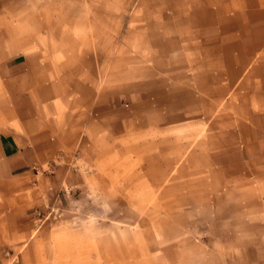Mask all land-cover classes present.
<instances>
[{"label": "crops", "instance_id": "0c3cea01", "mask_svg": "<svg viewBox=\"0 0 264 264\" xmlns=\"http://www.w3.org/2000/svg\"><path fill=\"white\" fill-rule=\"evenodd\" d=\"M181 239L264 264V0H0V264H168Z\"/></svg>", "mask_w": 264, "mask_h": 264}, {"label": "rangeland", "instance_id": "374dc122", "mask_svg": "<svg viewBox=\"0 0 264 264\" xmlns=\"http://www.w3.org/2000/svg\"><path fill=\"white\" fill-rule=\"evenodd\" d=\"M114 20H115V22H113V18L99 17V21H100L99 24L102 27L104 25L105 26L108 25V23L110 22L109 24L114 25L115 28L117 29V31H118V29H121L122 30V26H121L122 22L119 21L120 19L116 17ZM103 35L104 34L101 33V44L104 43V42H106V41H108V40L102 38ZM111 40L115 42V47L118 49L117 51H119V50L122 49V43H123V33L122 32H115V39L113 40V38H112ZM122 68H123L122 66H121V68L117 66L116 73L114 74L115 77H116V80L111 81L110 83H112V85H115V87L113 89V90H115L114 93L117 96H120L119 107L125 108L126 105H127V101L124 99V96L126 95V92H127L128 88H129V86L126 85L127 83H129V81H123L122 79H119V77H121V76H119L120 75L119 73L120 72L123 73ZM105 71L106 72L108 71L107 68H105ZM136 89L137 88H131V87L129 88V90H132L133 91L132 94L135 93L134 91ZM137 197H138V200H139V194L117 193L116 194V201L119 204V200L121 198V199H123L121 202H128L129 204H132L133 205V204H135V202H137L135 200V199H137ZM170 204H171L170 202L169 203L164 202L163 217H162L163 219L162 220L164 222L163 224H164V232L165 233L170 232L171 231V227H172V225H171L172 209H170V207H165V205L169 206ZM128 211H130V209H128ZM159 212H161V211L158 210L157 215H155V213L153 211H151L150 213H152V214L149 213L146 216L145 215H142V216L148 217V218H151V217H154L155 218L156 216H158ZM179 214H180V219L182 218V216H187V209H181L179 211ZM127 216H128V218H121V217H119V219H126V221H131L130 220L131 219L130 218V215H127ZM160 220H161V218H160ZM127 223H129V222H127ZM126 225H122V226H126V227L131 228L133 232H135V230L137 229L138 232H139V224L137 222H135L134 227H130L129 224H126ZM180 227L183 228L182 225ZM216 231H218V230H216ZM185 233H187V231H185ZM182 234L183 233L181 231V236H182ZM123 235H124V233H123ZM223 243L224 242H221V241H218V240L212 241V242H208V244L210 245V247L213 248V249H220V247H221V245H223ZM148 244L150 245L149 247H153V246H154L153 248L156 247V243L155 242L148 241ZM176 247H179V250L181 249V252L186 251L188 249H190V251L191 250H194V249H199L198 246H195L193 242H191V241H189L187 239H184V240L181 239L179 241H174V242H172V241H164V247L163 248L165 250L166 249L167 250H170V255L164 257L165 260L169 261L168 264H178V262H176L177 260L179 261V264H188V262H187V259L188 258L185 259L184 255H183L185 253H181V255H179V257L172 258V256H171V249H176ZM158 248H160V247H158ZM232 248H235V246H233ZM203 258L204 257H202V259ZM143 259L144 258H135V257H133L132 259H130V260L128 259V261L124 262V260L122 258L120 260V263L119 264H141L142 263L141 261ZM152 259H153V257L152 258L149 257V258L146 259L147 261L149 260L148 261V264H150V262H151L150 260H152ZM206 259H207L208 263H211V262L214 263V261H215V258H213V257H206ZM7 261H8V263H10V257L7 258ZM139 262H141V263H139ZM197 262L199 263V261H196L195 263H197ZM201 263H203V261Z\"/></svg>", "mask_w": 264, "mask_h": 264}]
</instances>
